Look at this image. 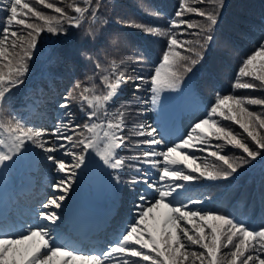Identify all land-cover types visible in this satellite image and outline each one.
Returning <instances> with one entry per match:
<instances>
[{
	"label": "snow or ice",
	"instance_id": "6c2138e0",
	"mask_svg": "<svg viewBox=\"0 0 264 264\" xmlns=\"http://www.w3.org/2000/svg\"><path fill=\"white\" fill-rule=\"evenodd\" d=\"M35 2L58 15H46L25 0H0L3 5L0 12H4L0 18V168L14 165L25 154H35L34 149H39L50 173L54 174L52 195L41 203L31 223L17 226L7 218L0 220V264H196L197 261L199 264H264V222L253 226L231 213L197 207L203 204V199L194 198L189 187L200 180H227L254 162L264 165V135L259 131L264 129V112L258 114L248 107L264 106V98L217 93L214 102L205 108L203 118L190 124L175 140L158 123L155 126L141 123L138 131L125 135L126 105L113 107L129 82L133 84L134 99L154 107L162 103L164 93L181 90L187 74L203 63L207 50L216 42L213 30L218 13L187 7L188 12L197 13L207 21L196 33L198 36L206 33L203 42H182L171 30L136 25L146 35L168 36V48L149 76L136 74L130 81L115 63L109 72L97 62L96 69L105 73L99 76L105 92L94 94L95 85L83 88L79 107L83 123L69 108L66 97L59 105L66 111L61 112L48 130L30 125L11 105L10 95L25 83L42 34L67 36L65 24L80 28L86 14L91 21H98L97 9L101 5L100 0H95V7L93 0H73L69 7L74 14L69 15L56 3ZM81 3L85 6L81 7ZM185 7L181 4L182 9ZM175 15L182 17L183 13L177 11ZM169 24L170 29L185 24L193 27L183 19L170 20ZM227 43L224 38L225 48ZM145 61L146 57L140 55L135 63ZM238 77L249 80L241 82L238 78L234 89H264V35L241 61ZM145 84L149 85L148 99L137 94ZM76 87H80L79 81ZM147 110L139 106L136 111L143 114ZM224 121L238 125L250 140L239 137ZM133 136L137 139L131 140L132 146H147V149L121 154ZM229 146L242 154L230 157L226 153ZM194 150L208 153L220 164L198 163ZM90 162L115 189L119 190L121 185L127 187L130 208L114 238L104 248L83 254V249L62 238L64 217L56 210L62 208L78 180V173L88 168ZM133 169L140 175L124 181L121 173ZM191 245L203 251L189 250Z\"/></svg>",
	"mask_w": 264,
	"mask_h": 264
},
{
	"label": "trees",
	"instance_id": "16d2710c",
	"mask_svg": "<svg viewBox=\"0 0 264 264\" xmlns=\"http://www.w3.org/2000/svg\"><path fill=\"white\" fill-rule=\"evenodd\" d=\"M25 2L32 3L37 10L45 12L46 15H58L54 10L47 9L44 5L36 3L35 0H25ZM46 2L56 3L58 7L64 8L69 15L74 14L69 7L73 0H46ZM181 4H185L186 7L182 9ZM100 5V8L97 9L98 21H91L86 14L80 28L69 27L65 24V27L68 28L67 36L42 34L38 51L26 74L25 83L15 88L10 95L11 105L24 116L30 125L38 126L47 102L51 104L54 115L52 123L55 124L60 118L61 112L66 111L59 107L66 97L69 108L77 115L79 122L83 123V117L79 110L80 93L83 88H92L95 85L94 94L100 95L105 92L99 79V76L105 73L96 69L97 62L109 72L112 64L115 63L118 71H124L125 78L130 81L135 78L136 74L147 78L167 50L168 36L146 35L144 30L136 25L159 27L166 32L171 30L182 42L197 40L203 42L202 37L206 33L199 36L196 33L200 28L206 26L207 21L197 13L188 12L187 7L218 13V23L213 30L217 39L207 50L203 63L198 64L193 72L187 74L188 79L182 85V90L186 93L192 91L193 98L187 104L181 105L179 109L182 111L185 109L186 113L189 111L204 113L205 108L214 102L217 93L264 98V89L259 87L255 90L234 89V82L238 78L241 82L249 80L246 77H238V72L241 61L251 54L258 46L260 37L264 35V0H100ZM2 6L0 5V7ZM80 6L84 7L85 5L81 3ZM93 7H95V0H93ZM177 11L183 13L182 17H176ZM3 16L4 12H0V18ZM180 19L191 23L193 27L188 28L185 24L170 29L169 21H179ZM32 22L37 21L33 20ZM126 24L132 26H125ZM90 29H94V32L90 33ZM224 38H227L228 41L226 48L223 44ZM113 40H116L115 44L112 43ZM222 48H225V51L222 52ZM178 50L183 51L182 49ZM185 54L190 55L189 53ZM140 55L146 57L143 64L135 63ZM133 69L136 71L133 72ZM78 81L80 87H76ZM148 88L149 85L145 84L137 94L143 99H148L150 96ZM180 92V90L176 91V97ZM91 94L93 93H89V95ZM175 94L173 93V97ZM122 104L126 105V109H124L126 112L125 135L138 131L141 123L153 124L157 118L150 103L142 105V102L134 99L131 82L123 88L121 96L113 107L119 108ZM139 106L146 107L148 110L139 114L136 111ZM248 107L258 114L264 112V106ZM85 110H87L86 105ZM109 110L111 111L113 108L110 107ZM223 123L231 127L239 137L250 140L238 125L229 121ZM259 131L264 135V129H259ZM134 139L137 137H130L129 147L121 154L130 155L147 149V146L140 148L132 146L131 140ZM194 151L195 155L199 157L198 163L220 164L208 153ZM226 153L230 157L242 154L241 150L231 146L226 149ZM47 166L40 150L37 149L36 160L29 170V175L34 181L32 192L40 191L44 182L51 177L47 172ZM142 167L148 169L147 165H142ZM80 173L82 174L83 171L78 173V180L73 187L75 190L82 180ZM133 175L140 174L136 173L134 169L121 173L124 181L129 180ZM103 184L112 189L114 202L108 207L109 215H107L105 226L99 229L93 237L112 239L115 236L112 231L116 233V229L128 215L129 193L124 185H121L119 190L115 189L105 175ZM189 187L194 198L203 199V204L197 207H203L206 210L219 209L222 213H231L253 226L264 222V165L261 163L254 162L250 166L245 165L237 175L227 180H200ZM32 192L16 193L11 202L10 211L15 209V203L29 202L32 199ZM188 227L191 228V225ZM61 231L63 230L61 229ZM72 237H76V235ZM189 250L203 251L196 245H191ZM186 264H190V262H186ZM196 264L199 262L197 261Z\"/></svg>",
	"mask_w": 264,
	"mask_h": 264
},
{
	"label": "rangeland",
	"instance_id": "374dc122",
	"mask_svg": "<svg viewBox=\"0 0 264 264\" xmlns=\"http://www.w3.org/2000/svg\"><path fill=\"white\" fill-rule=\"evenodd\" d=\"M180 91L181 92L179 93L178 97H176L175 94L176 92L164 93L161 97L162 103L156 105L155 107L153 106L154 109L153 113L156 114V117L158 118V123H161L162 119L164 120V122L161 124V128L165 130L166 134L170 137L171 140H174L176 136L180 133L179 129L174 128L178 126V125L174 126V123L177 118L183 116L182 125H184V128L182 133H185L189 129L190 124L195 122L198 118H203L201 116L203 112L189 111L190 115L186 116L185 114H187L186 113L187 111L185 109H183L184 111L179 109L181 105L187 104L188 101H190V99L193 98L192 91L190 93H186L184 90H182V88ZM173 93L175 94V97H173ZM47 108H50V105H48ZM47 112L48 113H45L46 116L43 117L42 119L44 120L46 117H50L51 119H53V113L50 112V109H47ZM44 122H45L44 124H39V127H43L45 129L50 130L54 125L53 123L50 124V122L48 121H44ZM155 124L156 123H154V126ZM35 158H36L35 154L27 153L25 154V157L17 163L18 168L9 171V176L0 173V202L5 196V193H3L2 191L3 186H7L8 188H13L14 190H22V189L25 190L29 188V183L31 182V180L27 174V171L32 165L33 160ZM47 168L49 174H52L49 171V166H47ZM81 175H82V180L77 187L75 195L73 191H70L69 197L71 198V200H66L62 208L56 210L58 212H61L63 217L67 215L72 216V210H73L72 203L77 202L80 199L88 198L89 200H91V202H93L92 200L94 199L99 201H106V202H108V200L110 201L114 200L112 196L111 188L103 184L104 174L99 169H96L95 166L91 164V162H90V167H88L86 170H83V173ZM53 179H54V175L50 177L48 181L45 183L43 187V191H40L35 195L34 201L30 203L31 208H27V210H29L30 212L27 213L24 212L23 214L24 216L27 215V217L20 218L17 225L23 224L25 222L30 223L32 221L31 219H33L34 213L40 210L41 203L46 202V199L52 195L51 183ZM108 205L109 204L107 203L105 208H107ZM1 207H3V204L0 203V208ZM65 212L66 215L63 214ZM87 214L90 215V218L89 216H85L82 221H79V223L81 225H84V223H90L86 225L88 226V228L92 225V223H95L99 219H105L106 217V214L100 212V210L97 209L96 207L95 208L91 207L90 211H88ZM75 247L83 249L84 250L83 254H90L93 251L90 248L84 249L83 245H75Z\"/></svg>",
	"mask_w": 264,
	"mask_h": 264
},
{
	"label": "water",
	"instance_id": "95a60500",
	"mask_svg": "<svg viewBox=\"0 0 264 264\" xmlns=\"http://www.w3.org/2000/svg\"><path fill=\"white\" fill-rule=\"evenodd\" d=\"M98 204V203H97Z\"/></svg>",
	"mask_w": 264,
	"mask_h": 264
}]
</instances>
